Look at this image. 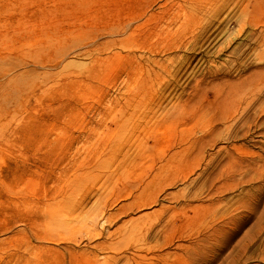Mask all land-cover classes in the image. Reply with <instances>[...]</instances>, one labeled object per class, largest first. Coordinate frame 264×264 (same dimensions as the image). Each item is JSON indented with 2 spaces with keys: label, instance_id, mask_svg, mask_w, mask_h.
Segmentation results:
<instances>
[{
  "label": "rangeland",
  "instance_id": "obj_1",
  "mask_svg": "<svg viewBox=\"0 0 264 264\" xmlns=\"http://www.w3.org/2000/svg\"><path fill=\"white\" fill-rule=\"evenodd\" d=\"M0 264H264V0H0Z\"/></svg>",
  "mask_w": 264,
  "mask_h": 264
},
{
  "label": "bare ground",
  "instance_id": "obj_2",
  "mask_svg": "<svg viewBox=\"0 0 264 264\" xmlns=\"http://www.w3.org/2000/svg\"><path fill=\"white\" fill-rule=\"evenodd\" d=\"M142 202V201H141ZM147 251V250H146ZM159 255V254H158ZM128 257V256H127ZM142 258V257H141ZM129 262V261H128Z\"/></svg>",
  "mask_w": 264,
  "mask_h": 264
}]
</instances>
